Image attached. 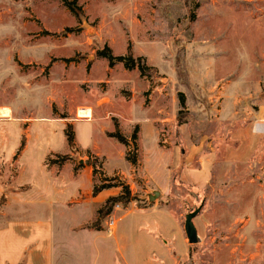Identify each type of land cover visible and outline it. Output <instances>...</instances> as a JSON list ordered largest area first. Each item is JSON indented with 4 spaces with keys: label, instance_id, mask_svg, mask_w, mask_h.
<instances>
[{
    "label": "rangeland",
    "instance_id": "1",
    "mask_svg": "<svg viewBox=\"0 0 264 264\" xmlns=\"http://www.w3.org/2000/svg\"><path fill=\"white\" fill-rule=\"evenodd\" d=\"M75 1L80 17L60 0H0V106L29 125L17 181L50 187L42 163L48 150L66 149L63 120L81 150L94 140L114 155L106 128L121 119L128 138L139 127L122 156L126 166L127 153L137 156L134 173L123 166L133 205H164L182 228L202 206L199 242L186 239L174 264H264V0ZM128 46L148 75L96 57L104 47L124 56ZM79 151L65 154L75 172L86 161ZM76 216L93 218L79 206ZM66 239L68 264H100V250H111V237L95 241L87 230ZM150 245L137 238L138 255Z\"/></svg>",
    "mask_w": 264,
    "mask_h": 264
},
{
    "label": "crops",
    "instance_id": "2",
    "mask_svg": "<svg viewBox=\"0 0 264 264\" xmlns=\"http://www.w3.org/2000/svg\"><path fill=\"white\" fill-rule=\"evenodd\" d=\"M2 109L9 110V114L2 116L0 113V200L4 197L0 207V264H68L66 235L82 230H87L95 241L105 242L107 237L112 238L110 243L106 242L111 250H100V264H174L184 257V228L164 205L138 207L133 205L135 200H131L121 207L111 232L105 230V225L103 231L88 229V225L94 222V215L97 216L98 208L106 199L121 194L120 187H112L92 196L93 187L101 183V175L94 173L90 159L99 157L104 176L117 177L128 187L132 174L124 172L123 166L127 170L131 169V173L135 172L132 164L126 163V166L122 163V156L127 148L107 136V133L115 130L114 124L112 130L110 126L106 128L105 138L115 147L114 155L104 154L94 140L89 148L81 150L75 138V147L83 154L79 155V159H86L78 162V172L71 165L73 160H68L61 166L48 164L47 159L50 157L73 154L64 135L66 149L62 152L48 150L43 158V167L50 172V187L34 189L17 181L20 174L18 167L28 147L29 125L21 128L24 122L15 113L14 107L0 106V111ZM119 120L116 123L120 131L121 119ZM63 121L64 128L66 124H70L68 120ZM137 122L135 120L136 124ZM102 130L101 128L100 137ZM120 133L125 136L121 131ZM22 141L23 148L18 153ZM118 161L119 164H116ZM13 166L14 171L11 169ZM65 175L67 178L64 179ZM70 181L80 182V185L76 183L75 188H72L68 186ZM147 193L144 190V194ZM78 206L89 210L93 215L92 220L78 221ZM137 238L151 242L150 246L142 250V256L138 255L139 249L135 247Z\"/></svg>",
    "mask_w": 264,
    "mask_h": 264
},
{
    "label": "trees",
    "instance_id": "3",
    "mask_svg": "<svg viewBox=\"0 0 264 264\" xmlns=\"http://www.w3.org/2000/svg\"><path fill=\"white\" fill-rule=\"evenodd\" d=\"M63 6L68 9L69 12L74 14L76 17H80L82 14L81 8L77 5L75 0H60ZM70 29H66V32H70ZM96 57L105 59L108 63V67L112 68L118 63H121L124 69L126 70H137L140 76H146L148 75V67H146L145 63L143 62L144 60L141 57L134 58L131 54V48L130 46L127 47V53L124 56H114L112 54V51L108 47H104L101 50H98L96 52ZM181 100H180V105L183 108L185 105L184 97L180 95ZM53 113H55L53 111ZM62 117V119H64ZM115 130L111 133H107V136L110 138H114L117 140L120 144L124 145L126 148L130 147V143L134 144V147H136V132L138 130V127H135L131 137L128 139L123 136L120 131L118 130L117 123L115 122L114 124ZM64 135L66 138V143L70 150L72 152H76V147H75V136H74V131L72 129L71 124H66L64 128ZM23 148V141L21 143L20 150ZM55 160L51 161V163L48 164H56L58 166H61L64 164L66 161L71 160V156L69 155H55ZM125 159L127 162L130 164L134 165L137 163V156L134 155L133 157H129L128 153L125 155ZM96 158L92 162V167L94 170V173H99L101 175V183L98 185H95L92 189V196H96L100 191L112 187H120L121 188V194L115 197H110L106 199V201L98 208L97 210V217L96 220L91 224V228L94 230H101V225L103 220L111 214L114 205L116 204H121L122 206H126L131 200H135L136 197L131 195V191L124 182L120 181L117 177H106L104 176V173L100 169H95L96 168ZM4 202V197L1 198L0 200V207Z\"/></svg>",
    "mask_w": 264,
    "mask_h": 264
},
{
    "label": "water",
    "instance_id": "4",
    "mask_svg": "<svg viewBox=\"0 0 264 264\" xmlns=\"http://www.w3.org/2000/svg\"><path fill=\"white\" fill-rule=\"evenodd\" d=\"M159 196V193L157 191L153 192V195L149 196V200L153 201L154 199H156ZM200 206L199 208L195 209L193 212L188 213L185 216V220H184V224H183V228H184V233L186 235V239L188 241L189 245H195L199 242V238L197 235V230L196 227L193 223V219L199 214L200 210H201Z\"/></svg>",
    "mask_w": 264,
    "mask_h": 264
},
{
    "label": "built area",
    "instance_id": "5",
    "mask_svg": "<svg viewBox=\"0 0 264 264\" xmlns=\"http://www.w3.org/2000/svg\"><path fill=\"white\" fill-rule=\"evenodd\" d=\"M256 130H257V132H259L260 131V128L259 127H256ZM121 207H122V205L121 204H116V205H114V207H113V210H112V212H111V214H109L106 218H108V220L106 221V223H105V230L107 231V232H111L113 229H114V226H115V224H116V217H115V214H114V212L113 211H121Z\"/></svg>",
    "mask_w": 264,
    "mask_h": 264
},
{
    "label": "bare ground",
    "instance_id": "6",
    "mask_svg": "<svg viewBox=\"0 0 264 264\" xmlns=\"http://www.w3.org/2000/svg\"><path fill=\"white\" fill-rule=\"evenodd\" d=\"M0 113H1L2 116H7V115L9 114V110H7V109H2V110L0 111Z\"/></svg>",
    "mask_w": 264,
    "mask_h": 264
}]
</instances>
